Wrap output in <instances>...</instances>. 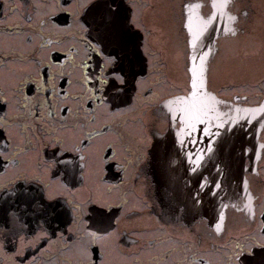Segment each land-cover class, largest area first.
Returning <instances> with one entry per match:
<instances>
[{"label": "flooded vegetation", "instance_id": "obj_1", "mask_svg": "<svg viewBox=\"0 0 264 264\" xmlns=\"http://www.w3.org/2000/svg\"><path fill=\"white\" fill-rule=\"evenodd\" d=\"M197 51L217 113L239 120L264 100V59L236 95L219 93L224 58L250 56L255 75L264 0H0V264H257L264 119L247 186L223 197L210 173L241 168L238 143L190 102L186 125L166 113Z\"/></svg>", "mask_w": 264, "mask_h": 264}, {"label": "water", "instance_id": "obj_2", "mask_svg": "<svg viewBox=\"0 0 264 264\" xmlns=\"http://www.w3.org/2000/svg\"><path fill=\"white\" fill-rule=\"evenodd\" d=\"M200 51L195 52V54L192 56V59L194 60L197 56H199ZM201 62V61H200ZM205 66L203 64H200L195 67V70L191 72L190 76V86L191 91L193 92V81L195 80L197 84V91L204 92L205 95L203 97L197 96L196 101L198 102V105H203L205 108V111L207 114L200 113V117L207 118V122L212 119L215 122H218L219 124L224 123V147L228 150L235 151L233 148H235V143H238V154H240L241 160V168L234 171H223V172H215L210 173L213 174V178H210L211 183H217L219 185V188L221 192H223V197L227 196V190L230 188H233L236 185H239L243 188L247 186L246 179L244 177V168H243V160L244 158L249 157V153L246 150V146H249L252 148L253 156L254 151L258 153L259 147L257 143V137L260 131L261 123L264 119V100H262L258 105L255 106H246L240 109V116L239 120L236 119L237 114L230 117V120H222L221 115L217 113L218 109V102L219 100L213 93L208 92L205 87ZM203 83V88L201 89L199 86ZM183 95L176 97L170 101H168L165 105L167 116L170 117L171 112L169 111L170 107H176L177 108V118H179L184 125L187 124L186 117H187V106L189 105L188 97L190 95ZM238 118V117H237ZM171 133L170 130H167L165 134L169 135ZM161 138L155 139L154 145L151 148V155L154 156L156 148H159V142ZM166 153L169 155L170 151L169 149L166 150ZM233 154L231 157L233 158ZM231 158V159H232ZM233 164H231V167ZM233 195V194H232ZM250 261L254 262H262L264 264V251H260L255 253L254 256H252ZM261 264V263H260Z\"/></svg>", "mask_w": 264, "mask_h": 264}, {"label": "rangeland", "instance_id": "obj_3", "mask_svg": "<svg viewBox=\"0 0 264 264\" xmlns=\"http://www.w3.org/2000/svg\"><path fill=\"white\" fill-rule=\"evenodd\" d=\"M231 54V53H230ZM232 55V54H231ZM225 56V64L228 63L229 65L226 64V67L228 68L227 70L229 71L228 73H224V75L228 78H226L225 76V80H224V88H222V90L220 89L219 93H224V94H240V95H248L249 91L248 89L251 88L252 86H250L249 81L250 80H255L257 79V83L261 81V74H259L262 70V65H261V61L262 59H264V56L259 57L258 56V63L257 66L255 67V75L250 73V68H251V64L253 61L252 58L250 56ZM237 65V66H235ZM253 72V73H254ZM235 73V75H234ZM239 74V77H238ZM234 76V77H233ZM217 78V77H216ZM261 78V79H260ZM240 81V86H237L235 84L236 81ZM213 87H216L217 85H215V77H213ZM260 85L258 84L256 89L259 91Z\"/></svg>", "mask_w": 264, "mask_h": 264}, {"label": "snow or ice", "instance_id": "obj_4", "mask_svg": "<svg viewBox=\"0 0 264 264\" xmlns=\"http://www.w3.org/2000/svg\"><path fill=\"white\" fill-rule=\"evenodd\" d=\"M113 2H115V0H113ZM228 0H225V3H227ZM187 7V6H186ZM229 19L235 20L234 16H230ZM101 23L105 28V39L108 40L109 42H113V41H118L120 39V34H119V24H118V20H116L115 18L110 19L109 21H105L103 14H101ZM229 31H232L231 29H229ZM234 34V31H233ZM194 42V41H193ZM206 56V54H205ZM204 57H201V60H203ZM121 79V82H123L122 77H118ZM193 92L190 93L188 100L191 103L192 107L196 110L194 113H190V118L192 116H195V114L197 112L199 113H203V114H207V112L205 111V108L203 105H198V102L196 101V97L197 96H201L203 97L205 95L204 92L197 91V84L195 82V80L193 81ZM201 89L203 88V83L201 82L200 86ZM221 218H223V215L221 214ZM217 229L219 230V225L217 226Z\"/></svg>", "mask_w": 264, "mask_h": 264}, {"label": "bare ground", "instance_id": "obj_5", "mask_svg": "<svg viewBox=\"0 0 264 264\" xmlns=\"http://www.w3.org/2000/svg\"><path fill=\"white\" fill-rule=\"evenodd\" d=\"M200 60H201L200 56H197V57L193 60V61H194V64H195L196 66H198L199 63H201Z\"/></svg>", "mask_w": 264, "mask_h": 264}]
</instances>
